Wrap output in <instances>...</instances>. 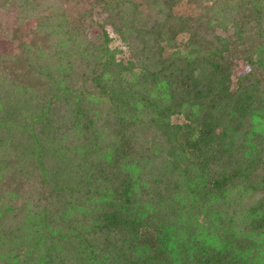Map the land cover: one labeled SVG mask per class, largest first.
<instances>
[{
    "label": "trees",
    "instance_id": "trees-1",
    "mask_svg": "<svg viewBox=\"0 0 264 264\" xmlns=\"http://www.w3.org/2000/svg\"><path fill=\"white\" fill-rule=\"evenodd\" d=\"M71 1L0 0V264H264V0Z\"/></svg>",
    "mask_w": 264,
    "mask_h": 264
},
{
    "label": "rangeland",
    "instance_id": "rangeland-1",
    "mask_svg": "<svg viewBox=\"0 0 264 264\" xmlns=\"http://www.w3.org/2000/svg\"><path fill=\"white\" fill-rule=\"evenodd\" d=\"M94 0H72L71 3H69V8L71 7V12L73 14H77L83 10H88L90 8V2ZM195 8L193 6H189L186 4H183L177 12L179 14H184V15H190L195 13ZM14 20L11 14L9 13H0V35H5L9 32H12L13 38L14 36L16 39L14 40H7V39H1L0 40V51L2 53H18L19 45L26 41L29 42L31 40H36L37 37L35 36V22H29L26 24L25 28L22 29H16L15 26H12L11 21ZM118 43V42H117ZM232 61L236 65V72L244 71L246 66L240 58L238 59L237 56H232L231 57ZM174 122H182L183 118L182 117H174L173 118ZM146 239H149L153 237V235L148 233L146 236H144Z\"/></svg>",
    "mask_w": 264,
    "mask_h": 264
}]
</instances>
